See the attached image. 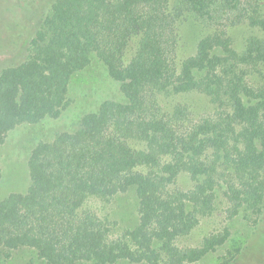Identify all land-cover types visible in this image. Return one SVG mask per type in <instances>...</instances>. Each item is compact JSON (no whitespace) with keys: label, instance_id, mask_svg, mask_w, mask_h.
Here are the masks:
<instances>
[{"label":"trees","instance_id":"trees-1","mask_svg":"<svg viewBox=\"0 0 264 264\" xmlns=\"http://www.w3.org/2000/svg\"><path fill=\"white\" fill-rule=\"evenodd\" d=\"M185 18L208 32L179 62ZM239 24L251 31L237 49L228 31ZM92 55L124 100L104 99L75 130L35 144L26 191L0 199V259L29 248L46 264L195 262L228 228L197 246L177 242L220 194L229 217L243 211L255 226L217 264H264V0H51L23 61L0 70V143L18 124L57 116ZM192 91L212 108L197 115L173 99ZM182 172L194 181L188 189L175 184ZM129 188L138 222L114 235L86 202Z\"/></svg>","mask_w":264,"mask_h":264},{"label":"rangeland","instance_id":"rangeland-1","mask_svg":"<svg viewBox=\"0 0 264 264\" xmlns=\"http://www.w3.org/2000/svg\"><path fill=\"white\" fill-rule=\"evenodd\" d=\"M51 0H0V70L8 65H15L26 56L28 40L40 26L41 20L50 12ZM13 23V24H12ZM12 31V35L10 34ZM251 31L250 27L239 24L228 31L235 48L242 47L243 37ZM208 29L191 19H180L177 23L179 41L177 61L193 54L197 40L206 34ZM25 36L22 39V36ZM18 47H7L13 41ZM5 41L6 45L2 44ZM134 40L127 49L128 60L133 51ZM104 99L124 100L119 83L109 76L103 63L94 55L90 63L72 75L67 93V104L55 117L46 116L33 123H21L11 129L0 143V199L11 192H24L30 184L28 157L38 141H50L62 131H73L79 127L80 119L86 112L95 110ZM174 101L190 105L195 114L212 108L208 97L197 91L181 94ZM194 181L182 172L178 174L175 184L188 189ZM138 200L134 188L113 195L108 201L90 198L86 206L91 208L101 219L109 221L112 233L117 235L125 229L134 227L138 222ZM215 210L209 216L202 217L192 232L179 239L181 246H197L202 238L213 232H221L224 227L229 230L225 243L201 259L187 264H217L232 254L237 247L249 242L254 229V218H245L241 211L233 217L227 215V203L220 194L216 200ZM244 244V245H245ZM2 257V256H0ZM249 257V256H248ZM0 264H46L29 248H18L9 251V257L0 259ZM113 264H138L119 261Z\"/></svg>","mask_w":264,"mask_h":264}]
</instances>
